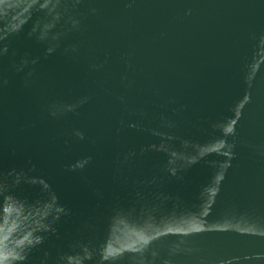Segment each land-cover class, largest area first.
<instances>
[{"label":"water","instance_id":"obj_1","mask_svg":"<svg viewBox=\"0 0 264 264\" xmlns=\"http://www.w3.org/2000/svg\"><path fill=\"white\" fill-rule=\"evenodd\" d=\"M0 264H264V0H0Z\"/></svg>","mask_w":264,"mask_h":264}]
</instances>
